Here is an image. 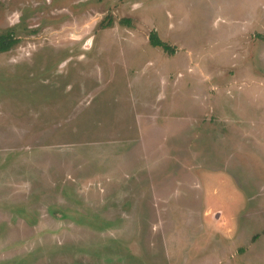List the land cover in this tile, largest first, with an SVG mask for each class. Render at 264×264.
<instances>
[{
	"label": "rangeland",
	"instance_id": "1",
	"mask_svg": "<svg viewBox=\"0 0 264 264\" xmlns=\"http://www.w3.org/2000/svg\"><path fill=\"white\" fill-rule=\"evenodd\" d=\"M0 35V264H264V0H0Z\"/></svg>",
	"mask_w": 264,
	"mask_h": 264
},
{
	"label": "trees",
	"instance_id": "2",
	"mask_svg": "<svg viewBox=\"0 0 264 264\" xmlns=\"http://www.w3.org/2000/svg\"><path fill=\"white\" fill-rule=\"evenodd\" d=\"M149 41L154 46L161 47L168 53H173L174 49L169 45L162 42L156 35L151 34L149 37ZM15 43V39L11 37H6L4 35H0V52L6 51L11 48V46Z\"/></svg>",
	"mask_w": 264,
	"mask_h": 264
}]
</instances>
